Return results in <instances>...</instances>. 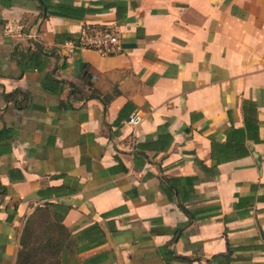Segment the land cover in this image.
<instances>
[{"label": "crops", "instance_id": "obj_1", "mask_svg": "<svg viewBox=\"0 0 264 264\" xmlns=\"http://www.w3.org/2000/svg\"><path fill=\"white\" fill-rule=\"evenodd\" d=\"M41 209L78 264H264V0H0V264Z\"/></svg>", "mask_w": 264, "mask_h": 264}, {"label": "trees", "instance_id": "obj_2", "mask_svg": "<svg viewBox=\"0 0 264 264\" xmlns=\"http://www.w3.org/2000/svg\"><path fill=\"white\" fill-rule=\"evenodd\" d=\"M16 264H65L70 255L77 262V248L62 225V217L50 218L46 209L38 210L26 222Z\"/></svg>", "mask_w": 264, "mask_h": 264}, {"label": "built area", "instance_id": "obj_3", "mask_svg": "<svg viewBox=\"0 0 264 264\" xmlns=\"http://www.w3.org/2000/svg\"><path fill=\"white\" fill-rule=\"evenodd\" d=\"M120 27L114 23L84 25L78 34L77 40L67 44L69 53L76 49L92 50L101 56H112L121 53ZM142 118L138 113L129 116L126 124L135 128L140 125Z\"/></svg>", "mask_w": 264, "mask_h": 264}, {"label": "rangeland", "instance_id": "obj_4", "mask_svg": "<svg viewBox=\"0 0 264 264\" xmlns=\"http://www.w3.org/2000/svg\"><path fill=\"white\" fill-rule=\"evenodd\" d=\"M32 264H37V262L34 261L32 262ZM65 264H76L75 258L72 255H70L67 262H65Z\"/></svg>", "mask_w": 264, "mask_h": 264}]
</instances>
